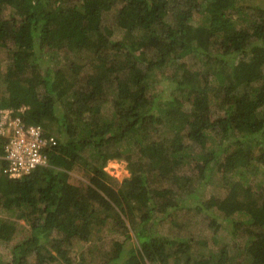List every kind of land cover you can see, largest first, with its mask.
<instances>
[{"label": "trees", "instance_id": "16d2710c", "mask_svg": "<svg viewBox=\"0 0 264 264\" xmlns=\"http://www.w3.org/2000/svg\"><path fill=\"white\" fill-rule=\"evenodd\" d=\"M0 44V108L24 106V121L56 139L46 164L20 178L0 162V208L29 228L0 264H74V240L107 219L136 241L113 240L104 264H231V245L195 240L190 216H206L213 235L229 220L243 262L264 264V184L249 182L264 175V0H0ZM167 68L175 85L159 100ZM212 131L232 140L210 148ZM185 139L207 150L194 156L197 181L179 174L192 159ZM109 159L126 161L119 184ZM74 170L86 180L72 181ZM216 173L226 193L205 196ZM165 224L179 233H161ZM17 229L0 217V241ZM192 242L207 251L194 255Z\"/></svg>", "mask_w": 264, "mask_h": 264}, {"label": "rangeland", "instance_id": "374dc122", "mask_svg": "<svg viewBox=\"0 0 264 264\" xmlns=\"http://www.w3.org/2000/svg\"><path fill=\"white\" fill-rule=\"evenodd\" d=\"M116 11L117 7L112 9L110 11V14L108 15V20L105 21L107 26H113L114 21H115V16H116ZM9 13L8 8L5 9L3 16L7 17ZM104 22V23H105ZM121 37V32H116L113 39H119ZM10 43V42H9ZM7 48L3 45L0 44V92L3 91V88L5 87V82L2 79V74L4 71V68L7 64ZM173 68H167L163 71L161 74H157L156 76V83H155V90L157 91L158 99L160 100L162 97L167 96L168 92H170L171 89L174 87V82L171 80V75ZM1 97V96H0ZM103 114L105 115H110L111 113V106L109 104H105L102 109ZM222 116V110L220 107L217 106H212V114L211 118L215 119L217 117ZM166 125L163 126L165 128ZM162 133L165 136H170L171 133L169 131H164L162 129ZM211 136L214 139V143H208V147L214 148L215 150L219 148V146H223L224 144L229 143L232 139L228 138L224 141L220 140L219 135L217 134V131H212ZM186 144L187 151L190 153V158L192 159L188 162L187 165H183L179 169V174L181 175H190L195 177L197 176V167L196 164V157L199 152H207V150L201 149V147L198 144L192 143L190 140L185 139L184 140ZM86 153V152H85ZM89 158V157H88ZM103 169L106 171L107 175L109 178L113 179L116 183L119 184L125 177L129 176V171L126 167V161L125 160H118V159H109ZM71 180L74 182H78V180H86L84 179L82 172L79 170H74L71 171ZM219 175V174H218ZM217 173L213 177L214 183L209 184L206 187L205 190V196H209L211 193L216 194V195H224L226 191L223 193L225 189L221 188L222 180L218 177ZM197 181V180H196ZM249 182L250 183H257L259 184H264V175L262 173L260 174H255L253 176L249 177ZM203 198H205L203 196ZM103 216V215H102ZM0 217L3 218H8L10 220H15L18 229L17 233L14 237V239L11 242H3L0 241V254L1 257H3V260H8L10 259V249L11 246L22 240L28 233V226L23 218L19 215V211H12V212H7L6 210H3L0 208ZM186 218V216H183ZM203 217L205 218L206 216H190L189 218V224H188V229L189 232H191L192 236L194 237L195 240L197 239H206L208 241V248H213L214 250L219 248L221 245L224 243H228L231 245L230 250V255L231 259L229 260L231 264H247L243 262V259L245 257L244 253L238 255L236 253L237 251V246H235V241L234 237L230 234L232 231L233 224L229 220H221L224 228L219 230V232L213 235V227L208 228L206 226V223H204ZM233 217L236 219V214L233 215ZM201 220V221H199ZM128 221H125L127 224ZM159 230L161 233H168V231L171 233L173 230L176 233H179V231L175 229H169V226L165 224L164 226L159 227ZM184 231V230H183ZM132 235V232H131ZM215 236V237H213ZM216 238V239H214ZM126 240V245H133L135 243V238L131 236L129 239L126 237L124 231L119 230L115 224L110 222L109 219L106 220V222L103 223H98V224H93L92 231H91V237L85 241H78L74 240V242L71 245V257L74 259V264H104L105 262L108 261V258L112 255V249L113 245L112 242L113 240ZM213 241H217V243L213 244ZM192 246L194 248L193 254L197 255L199 251L205 250L206 247L200 245L199 243L192 242ZM213 246V247H212ZM207 250H205L206 252ZM28 257L32 259L33 254H29ZM109 264H113V262H110ZM168 264H176L172 260L168 262Z\"/></svg>", "mask_w": 264, "mask_h": 264}, {"label": "built area", "instance_id": "2783aa9c", "mask_svg": "<svg viewBox=\"0 0 264 264\" xmlns=\"http://www.w3.org/2000/svg\"><path fill=\"white\" fill-rule=\"evenodd\" d=\"M25 107L18 110L0 108V155L4 177L20 178L47 162L46 149L55 145L53 135L46 133L40 124L26 123L22 117ZM5 164V165H3Z\"/></svg>", "mask_w": 264, "mask_h": 264}]
</instances>
